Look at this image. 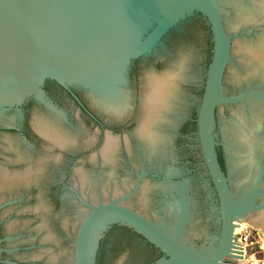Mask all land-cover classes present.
<instances>
[{"label":"water","instance_id":"water-1","mask_svg":"<svg viewBox=\"0 0 264 264\" xmlns=\"http://www.w3.org/2000/svg\"><path fill=\"white\" fill-rule=\"evenodd\" d=\"M245 210L264 0H0V264H242Z\"/></svg>","mask_w":264,"mask_h":264},{"label":"rangeland","instance_id":"rangeland-1","mask_svg":"<svg viewBox=\"0 0 264 264\" xmlns=\"http://www.w3.org/2000/svg\"><path fill=\"white\" fill-rule=\"evenodd\" d=\"M251 212L252 210H245L236 242L240 249L242 264H264V227L250 222ZM244 234L247 235L246 238Z\"/></svg>","mask_w":264,"mask_h":264},{"label":"flooded vegetation","instance_id":"flooded-vegetation-1","mask_svg":"<svg viewBox=\"0 0 264 264\" xmlns=\"http://www.w3.org/2000/svg\"><path fill=\"white\" fill-rule=\"evenodd\" d=\"M45 82H52V83H54L56 86L63 88V89L69 94V95H71V96L74 98V100L79 104V106H80L82 109H84L88 114L92 115V113L88 110L87 106L84 104V102L80 99L79 95L76 93L74 87L70 86V87H68V88L66 89V88L62 87L61 85H59L58 83H56L55 81L50 80V79H46ZM45 82H44V83H45ZM27 102H34V103L39 104V105L43 104V103H41L40 101H37V100L34 99V98H33V99H32V98H28V99H27ZM92 116H93V115H92ZM98 124H99V125H102L101 121H98ZM110 132H111V131L108 130V134H109ZM219 161H220V160H219ZM153 246H154V245H153Z\"/></svg>","mask_w":264,"mask_h":264},{"label":"bare ground","instance_id":"bare-ground-1","mask_svg":"<svg viewBox=\"0 0 264 264\" xmlns=\"http://www.w3.org/2000/svg\"><path fill=\"white\" fill-rule=\"evenodd\" d=\"M241 221V220H240ZM240 226V225H239ZM264 227V226H263ZM237 241V240H236ZM237 244L234 245L233 249L237 250L238 249V242H236Z\"/></svg>","mask_w":264,"mask_h":264},{"label":"built area","instance_id":"built-area-1","mask_svg":"<svg viewBox=\"0 0 264 264\" xmlns=\"http://www.w3.org/2000/svg\"><path fill=\"white\" fill-rule=\"evenodd\" d=\"M246 237H247V235L244 234V238H246Z\"/></svg>","mask_w":264,"mask_h":264},{"label":"trees","instance_id":"trees-1","mask_svg":"<svg viewBox=\"0 0 264 264\" xmlns=\"http://www.w3.org/2000/svg\"><path fill=\"white\" fill-rule=\"evenodd\" d=\"M219 159V158H218Z\"/></svg>","mask_w":264,"mask_h":264}]
</instances>
